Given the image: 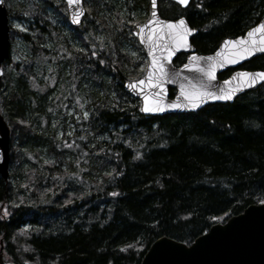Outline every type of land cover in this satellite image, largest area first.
<instances>
[{
    "label": "trees",
    "instance_id": "trees-1",
    "mask_svg": "<svg viewBox=\"0 0 264 264\" xmlns=\"http://www.w3.org/2000/svg\"><path fill=\"white\" fill-rule=\"evenodd\" d=\"M7 1L9 17L31 16L33 27L29 34L10 24L0 78L11 131L10 172L0 175L5 260L141 264L159 237L189 245L213 224L264 203V83L232 103L144 116L124 87L142 74L136 58L120 44L115 57L91 46L98 24L86 19L106 26L113 0H84L78 27L64 0ZM126 3L150 10L149 0ZM160 13L185 16L205 54L258 22L264 0H191L184 9L160 1ZM15 36L29 48L20 61L11 56ZM244 67L264 70V55Z\"/></svg>",
    "mask_w": 264,
    "mask_h": 264
},
{
    "label": "water",
    "instance_id": "water-1",
    "mask_svg": "<svg viewBox=\"0 0 264 264\" xmlns=\"http://www.w3.org/2000/svg\"><path fill=\"white\" fill-rule=\"evenodd\" d=\"M65 1L70 23L81 25L86 14L84 0ZM168 1L184 9L191 0L187 4ZM159 2L155 0L153 7V0H149V18L132 30L148 64L141 77L126 80L124 87L138 100L141 115L196 112L209 104L232 103L264 83V78L257 75L264 70L242 67L264 55V27H260L264 25V16L244 34L224 38L213 52L204 54L192 43L198 30L190 26L185 16L163 17ZM181 19L183 24H177ZM169 21L174 27L169 26ZM252 29L257 31L250 35ZM9 51V14L5 0H0V78ZM181 55H185L184 61L176 64ZM231 69L234 70L228 76L220 77ZM151 108L157 110H146ZM10 150L11 131L0 107V175L4 179H8L10 172ZM0 264H16L3 258L2 240ZM141 264H264V203L252 204L224 222L213 224L189 245L167 236L159 237L149 247Z\"/></svg>",
    "mask_w": 264,
    "mask_h": 264
},
{
    "label": "rangeland",
    "instance_id": "rangeland-1",
    "mask_svg": "<svg viewBox=\"0 0 264 264\" xmlns=\"http://www.w3.org/2000/svg\"><path fill=\"white\" fill-rule=\"evenodd\" d=\"M10 1H14L12 2V4L15 5V0H10ZM6 3L9 4V1L6 0ZM110 3L109 6L106 8L105 20L107 21V25H110V27L113 26L114 31L109 32L106 28L107 25L105 26L100 24L99 20H95V23H93L91 17H87L86 19L87 22L91 23V25L98 24L97 31L95 33L90 34L92 37L91 46L93 48L98 47V49H100V51L104 52L106 55L115 57L117 52V46L120 44L122 49H127L130 52V54H132L133 58H136V60L138 61V67L142 72L141 74L142 76L146 69L147 58L145 57L144 59L141 56H139V51L137 50L136 44L131 39V36H133L132 27L135 24H139L145 21L149 17V12L146 14V12L142 8L132 7V3L130 4L126 3V0H113L110 1ZM47 10L48 12L56 16V13L51 8H47ZM115 13H118L119 16L118 19L116 18ZM145 14L146 16L141 22H136V19H142V17ZM32 22H33V18L31 16L27 18H23V16L20 17L18 15L16 16L14 15L10 17L11 27L24 32H28L29 34L30 32H32V27H33ZM59 23L63 25L62 21H60ZM64 30H68V27L67 28L65 27ZM15 37L17 38L15 44L13 45L11 56H13L15 60L20 61L25 56V54L28 53L29 48L21 37L19 36H15ZM117 40H120L121 43L119 41L117 42ZM77 46H80L79 42ZM84 105L85 102L81 104L80 109L82 110L83 115H86L87 111ZM75 111H76L75 108H70L69 114ZM77 116H79L78 113H76V117ZM62 119L63 118H61L60 121ZM66 121H69V119L67 118Z\"/></svg>",
    "mask_w": 264,
    "mask_h": 264
},
{
    "label": "snow or ice",
    "instance_id": "snow-or-ice-1",
    "mask_svg": "<svg viewBox=\"0 0 264 264\" xmlns=\"http://www.w3.org/2000/svg\"><path fill=\"white\" fill-rule=\"evenodd\" d=\"M69 2L71 3V2H73V0H69ZM179 2L181 3V4H187L188 3V0H179ZM153 7H155V0H153ZM177 24H183V20L181 19L180 21H178V22H176ZM168 24H169V26L170 27H174V24H173V22H171V21H169L168 22ZM260 27H264V25H262V26H260ZM255 31H257V29H252V30H250V35L252 34V32H255ZM154 63H155V61H154ZM162 67V66H161ZM185 67H187V65H185ZM244 75H248V74H244ZM260 78H264V73H259V74H257ZM253 83H255V80H253ZM227 98H230V96L229 97H227ZM170 106H176V105H170ZM193 106H195V105H193ZM146 110H151V111H156L157 109H155V108H151V109H146ZM139 155V154H138Z\"/></svg>",
    "mask_w": 264,
    "mask_h": 264
}]
</instances>
